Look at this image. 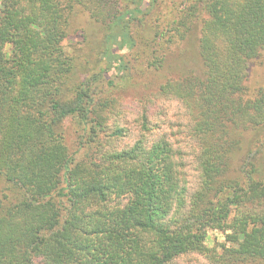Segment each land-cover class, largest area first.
Returning <instances> with one entry per match:
<instances>
[{"label": "trees", "instance_id": "1", "mask_svg": "<svg viewBox=\"0 0 264 264\" xmlns=\"http://www.w3.org/2000/svg\"><path fill=\"white\" fill-rule=\"evenodd\" d=\"M159 1L0 0V264H264V89L246 83L264 58V0L182 11L174 32L187 41L199 30L202 72L160 95L185 120L154 122L145 107L139 138L118 149L124 128L108 134L99 84L124 68L121 53L139 44L133 23ZM75 6L107 14L102 65L80 81L64 46ZM209 230L225 242L208 246Z\"/></svg>", "mask_w": 264, "mask_h": 264}, {"label": "rangeland", "instance_id": "2", "mask_svg": "<svg viewBox=\"0 0 264 264\" xmlns=\"http://www.w3.org/2000/svg\"><path fill=\"white\" fill-rule=\"evenodd\" d=\"M196 1L161 0L155 7L148 9L141 21L133 23L134 37L139 44L121 53L124 56V68H116L99 84L98 90L104 91L101 99L108 104L105 111L110 127L108 134H112L117 127L124 128V136L118 137L113 144L118 149L129 147V144L139 138L138 132L135 131L136 121L145 107L153 114L154 122L159 121L164 114L169 120H185V115L177 117L182 111L180 102L161 96L160 89L169 80L202 72L198 55L199 30H194L187 41L179 40L174 32V23L181 17L182 11ZM106 20L105 12L95 18L82 6H75L68 16V37L64 46L70 55L77 59L73 81L84 80L85 77L98 73V66L102 65L100 60L104 51L102 41L106 33ZM162 32L163 38L160 37ZM246 83L251 87V95L257 88L264 89V58L249 68ZM167 129L172 130L171 127ZM79 134L75 120L68 119L64 123V140L70 154H75L78 149ZM250 136L245 135L246 139ZM110 148L112 147L108 145L107 149ZM243 157L244 151L239 152L233 159L231 176H238V167L243 162ZM262 170L264 171V164ZM248 209H253L252 204ZM224 242V231H208V246L214 247Z\"/></svg>", "mask_w": 264, "mask_h": 264}]
</instances>
